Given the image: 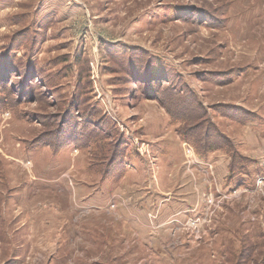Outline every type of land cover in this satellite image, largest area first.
<instances>
[{"label": "rangeland", "instance_id": "1", "mask_svg": "<svg viewBox=\"0 0 264 264\" xmlns=\"http://www.w3.org/2000/svg\"><path fill=\"white\" fill-rule=\"evenodd\" d=\"M148 73L238 159L199 156ZM0 264H264V0H0Z\"/></svg>", "mask_w": 264, "mask_h": 264}, {"label": "trees", "instance_id": "2", "mask_svg": "<svg viewBox=\"0 0 264 264\" xmlns=\"http://www.w3.org/2000/svg\"><path fill=\"white\" fill-rule=\"evenodd\" d=\"M18 46L19 44L15 46V48H17L15 50H19ZM138 63L143 65L142 61H139ZM144 68L146 71L147 66ZM135 69L137 70V72H140L142 67L140 68L136 67ZM146 77L148 78L147 79L148 82H143V80H136V84L140 87H142V85L152 87L153 91L157 92L158 94H159L158 90L159 91L161 89L163 90L164 88L163 86H165L164 84L168 83L165 89L166 94H171L170 96L172 97L170 98V100L177 99L179 101V105L177 109L174 108L173 109L174 111L170 109L169 116L171 117L173 124L180 125V126H182V124H186L187 127L181 128L179 130L180 132L179 134L186 143H189L195 148L196 153L199 156L205 158V157H208L210 154L215 153L216 151L222 150V151L227 152L229 157L232 158L233 160L238 159L239 152L236 151L234 143L230 141L229 139H227V137L220 131V129L217 128V126L212 122V119L210 117L208 110L200 102L198 95L195 92L191 91L190 88L187 86V84L180 79V77L172 73H168L165 77H158V80H155V77L152 76L150 73H148ZM8 105L11 106V103L8 102ZM173 112L178 114L179 118L177 117L175 118L173 115ZM236 112L237 111H234V113ZM187 115L190 118L189 121L184 119ZM225 116L230 117L231 120L235 118L236 120H239L242 122V119L240 118L239 115L231 116V114H228ZM96 118L97 117H95V115H92L91 120H94ZM90 124H91V127H90L91 130L88 131V134L86 137L88 138V140H93L97 138H106L108 136L113 137V135L117 133V131L113 127H111L110 125H106L105 123H104V126L96 123L95 121H91ZM194 126H199V127L203 126L204 130L200 131L199 129H194ZM71 144H75L74 141H72L70 144H67V145H61L60 148H64ZM115 147H116V144L114 143L111 149L113 150L112 152H115ZM117 149L119 148L117 147ZM226 149H228L229 151ZM117 156H118V153L117 155H114V154L112 155L111 164L115 163ZM112 173H114L115 175H118L121 173V170H116L115 172H112Z\"/></svg>", "mask_w": 264, "mask_h": 264}]
</instances>
